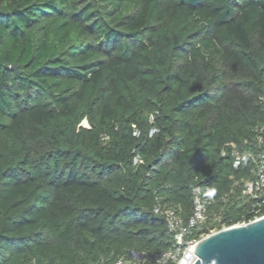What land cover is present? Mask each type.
Masks as SVG:
<instances>
[{"label":"trees","instance_id":"1","mask_svg":"<svg viewBox=\"0 0 264 264\" xmlns=\"http://www.w3.org/2000/svg\"><path fill=\"white\" fill-rule=\"evenodd\" d=\"M262 125L264 0H0V264L165 251L196 188V237L264 215Z\"/></svg>","mask_w":264,"mask_h":264},{"label":"built area","instance_id":"2","mask_svg":"<svg viewBox=\"0 0 264 264\" xmlns=\"http://www.w3.org/2000/svg\"><path fill=\"white\" fill-rule=\"evenodd\" d=\"M154 131L155 129H152V132ZM256 141L261 148L245 152L236 150L231 144L234 154V167H238L245 159H248L252 164L251 176L242 181L241 194L245 199L250 200L254 207L260 205L257 200L264 191V125L259 128ZM135 162H139V159L135 158ZM208 205L209 201L202 197L198 188L194 190L193 210L187 220H183L174 209L163 207L159 203L155 204L153 213L164 216L168 229L173 235L175 246L155 253L131 250L128 258H119L113 264H194L198 257L189 248L201 238L225 228L216 229V227H212L200 237L195 236V232H201L207 223L211 222L213 226H216L222 221L219 214L209 212ZM259 217L256 216L239 224H246Z\"/></svg>","mask_w":264,"mask_h":264},{"label":"water","instance_id":"3","mask_svg":"<svg viewBox=\"0 0 264 264\" xmlns=\"http://www.w3.org/2000/svg\"><path fill=\"white\" fill-rule=\"evenodd\" d=\"M189 249L198 257L194 264H264V215L222 228Z\"/></svg>","mask_w":264,"mask_h":264},{"label":"clouds","instance_id":"4","mask_svg":"<svg viewBox=\"0 0 264 264\" xmlns=\"http://www.w3.org/2000/svg\"><path fill=\"white\" fill-rule=\"evenodd\" d=\"M206 195L209 196V197H211L213 195V193L208 192V193H206Z\"/></svg>","mask_w":264,"mask_h":264}]
</instances>
